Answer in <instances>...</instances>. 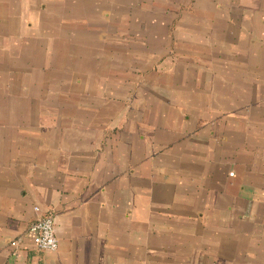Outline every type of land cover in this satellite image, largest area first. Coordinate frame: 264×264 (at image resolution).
<instances>
[{
    "label": "crops",
    "instance_id": "1",
    "mask_svg": "<svg viewBox=\"0 0 264 264\" xmlns=\"http://www.w3.org/2000/svg\"><path fill=\"white\" fill-rule=\"evenodd\" d=\"M0 264H264V0H0Z\"/></svg>",
    "mask_w": 264,
    "mask_h": 264
},
{
    "label": "built area",
    "instance_id": "2",
    "mask_svg": "<svg viewBox=\"0 0 264 264\" xmlns=\"http://www.w3.org/2000/svg\"><path fill=\"white\" fill-rule=\"evenodd\" d=\"M34 210L39 212L40 209L35 206ZM27 233L34 247L39 250L55 251L58 247L53 214L51 212L38 216L32 223L29 224ZM21 242V237H16L11 241V244L14 247V255L18 253L17 248Z\"/></svg>",
    "mask_w": 264,
    "mask_h": 264
}]
</instances>
